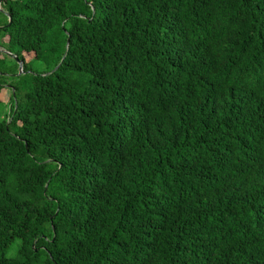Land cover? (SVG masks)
I'll return each mask as SVG.
<instances>
[{"label":"trees","instance_id":"trees-1","mask_svg":"<svg viewBox=\"0 0 264 264\" xmlns=\"http://www.w3.org/2000/svg\"><path fill=\"white\" fill-rule=\"evenodd\" d=\"M0 264H264V0H2Z\"/></svg>","mask_w":264,"mask_h":264},{"label":"water","instance_id":"water-1","mask_svg":"<svg viewBox=\"0 0 264 264\" xmlns=\"http://www.w3.org/2000/svg\"><path fill=\"white\" fill-rule=\"evenodd\" d=\"M1 2H2V0H0V4H1ZM9 23H10V19H9ZM10 57H12L13 59H15L13 56H10ZM15 60H16V59H15ZM16 62H17V61H16ZM18 65H19V73H18V75H20V74L22 73L21 63L18 62Z\"/></svg>","mask_w":264,"mask_h":264}]
</instances>
